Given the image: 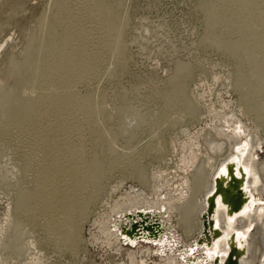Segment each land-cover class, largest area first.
<instances>
[{
    "label": "rangeland",
    "instance_id": "rangeland-1",
    "mask_svg": "<svg viewBox=\"0 0 264 264\" xmlns=\"http://www.w3.org/2000/svg\"><path fill=\"white\" fill-rule=\"evenodd\" d=\"M90 1L71 2L64 11L65 5L61 6L64 0H0V86L8 95L3 101L11 98L19 106H24L31 95L41 96L35 92L37 81H52L53 92L63 87L57 68L71 57L59 55L58 50L61 46H71L72 41L50 42L47 34L48 25L56 18L61 29L68 27L69 34L84 49L86 59L82 72L75 78L73 91L80 100H88L65 114L72 122L65 135L81 155L83 167L94 161L101 164V171L88 179L91 184L100 185L101 191L90 204L91 217L82 233L86 244L82 246L81 256L83 260L86 251L87 264H125L127 252L134 249L123 243L114 247L105 242L94 221L108 217L113 205L122 202L129 191L144 190L135 172L139 167H144L148 178L153 180L155 172L170 163L166 181L170 187L178 185L183 177L178 169L179 165L183 167L180 141L191 137L200 144L204 132L215 124L212 112L221 105L238 111L239 96L230 84L233 85L239 68L242 67L250 97L257 95L256 83L248 71L253 69L250 60L254 58L261 60L264 69V0H103L114 9L111 8V16L115 26L110 32L99 28L97 18L86 19ZM236 2L244 5L246 12L233 18L231 5ZM220 11L225 14L222 18ZM75 19L80 20L79 28L71 25ZM250 36L254 38L247 45L245 39ZM40 43L45 46L43 51L39 50L38 69L28 61V50ZM186 65L188 69L182 71ZM40 68L42 77L38 80L21 79ZM176 76L187 82L185 100L196 103L200 114L171 129V122L182 119L186 108V103L177 104L171 93L175 91ZM13 126L15 142L26 153L19 157L20 166L25 165L26 159L36 164L40 156L33 150L34 135L25 125ZM187 128L190 136L184 132L185 138H180ZM156 142L160 148H166L160 156L143 154ZM197 152L199 159L189 174L197 169L204 156L201 147ZM11 158L8 149L0 148V240L7 209L15 203L14 196L21 194V189H33L37 184L27 183L22 171L17 182L9 172L16 171ZM263 161L264 152L260 153V162ZM13 184H19L15 191ZM184 189L188 195L186 201L190 191ZM175 222L173 219L174 225ZM36 231L42 235L41 228ZM255 232L254 229L252 233ZM43 248L51 258L49 264H73V258L62 256L53 242H45ZM140 250L139 255L144 257L147 247ZM145 258L147 264L157 262L147 252Z\"/></svg>",
    "mask_w": 264,
    "mask_h": 264
},
{
    "label": "bare ground",
    "instance_id": "bare-ground-1",
    "mask_svg": "<svg viewBox=\"0 0 264 264\" xmlns=\"http://www.w3.org/2000/svg\"><path fill=\"white\" fill-rule=\"evenodd\" d=\"M64 2L61 4L65 5L64 11L71 2L83 4V0ZM87 5L86 19L90 21L97 18L99 28L110 32L115 26V19L111 16L112 6L103 0H91ZM243 6L240 2L231 5L233 18L246 12ZM219 16L224 17V12L220 11ZM71 25L79 28L80 20L75 19ZM59 26L60 21L56 18L54 23L48 25L47 36L50 42L67 39L72 41L71 46H61L58 50L59 55L71 57L68 63L57 68L63 87L53 92L52 81H37L35 92L41 96L31 95L24 106H19L11 98L8 102L3 101V97L8 95L0 86V148L10 151L13 166L16 168V171L9 172L16 177L17 182L20 180L19 172L22 171L21 175L27 183H37L33 189H21V194L13 198L14 206L7 209L5 226L1 228L0 264H49L51 258L43 248L45 242H53L62 256L70 255L73 264L88 262L86 251L83 260L81 256L82 246L86 244L82 233L90 222V204L101 191L100 185L91 184L88 179L92 174L101 171V164L94 161L83 167L81 155L65 135L72 125L65 114L75 106L82 107L88 100H80L73 91L75 78L82 72L86 59L84 49L69 34L68 27L61 29L62 25ZM252 38L254 36L247 37L245 44L248 45ZM44 46L40 43L36 48L28 50V61L37 68L40 66V51H43ZM250 64L253 69L248 74L256 83L257 95L251 94L250 97L242 67L239 68L233 85L230 84L239 96L238 111L226 104L221 105L219 110L212 112L215 124L204 132L200 144L191 137L180 141L183 149L181 164L184 168L180 165L178 167L183 172L178 185L170 187L169 181H166L170 163H165L163 170L155 172L153 180L148 178L144 167H139L135 172L144 184V190L129 191L122 202L118 201L113 205L108 217L94 221V226L98 228L99 235H103L105 242H110L114 247L123 243L134 249L127 252L125 264H147L145 252L157 259L156 264H215L218 257L221 262L226 260L230 250L225 248L224 240L218 241L212 247L207 244L208 239L212 240L207 231L212 223L204 215L208 209L207 195L214 190L215 176L227 161L233 167L237 166L234 172L237 177H243L246 189L237 192V200L228 220L224 210L220 208L217 217L220 228L230 236L237 231L239 236L242 234L244 237L247 247L240 253L242 256L239 264H264V161L260 162V153L264 152V69L260 59H251ZM186 69L188 65L182 71ZM42 70L40 68L29 77L23 76L21 79L36 81L42 77ZM187 85V82L178 79L174 84L175 91H171L177 104L186 103L183 118L173 120L171 129L181 125L186 119L199 117L198 105L185 100ZM14 124L25 125L34 135L36 145L33 150L40 156L36 164L26 159L25 165L20 166L19 157L26 153L22 145L15 142ZM189 130L184 129L180 138H185L184 132L186 136H190ZM151 146L143 154L160 156L166 149L160 148L157 142ZM199 146L203 149L204 156L197 169L189 174V170L194 168L199 159ZM239 158H243L241 164L237 163ZM102 176L105 177L106 172ZM240 183V179L235 180L233 186L237 187ZM18 186L19 184H13L14 191ZM184 188L190 191L186 201L184 199L188 195ZM241 205H244L243 212L237 211ZM173 219L176 225L173 224ZM37 228H41L42 235L37 234ZM254 229L257 231L255 234L252 233ZM128 230V234L133 235L130 238L132 240L123 237ZM206 235L209 236L208 239ZM143 247H147L143 251L144 257L139 255ZM115 250L120 251L117 248Z\"/></svg>",
    "mask_w": 264,
    "mask_h": 264
},
{
    "label": "water",
    "instance_id": "water-1",
    "mask_svg": "<svg viewBox=\"0 0 264 264\" xmlns=\"http://www.w3.org/2000/svg\"><path fill=\"white\" fill-rule=\"evenodd\" d=\"M242 160L243 158H239L237 163L241 164ZM236 168L237 166L233 167L230 161H227L222 167H220L218 173L215 176L214 190L207 195L208 209L204 216L206 217V220L212 223L210 230H207L209 231L208 235H210L212 240H209V236L206 235V238L208 239L207 244H209V247H212L218 241L224 240L226 243L225 248L230 250L224 262H221L219 260L220 258L218 257L215 260V264H239L240 258L242 256H240V253L244 252L247 247V243L243 241L244 237L242 234L239 236L238 232L235 231L232 236L228 235L227 231L220 228V222L217 219L218 212L220 208H222L225 213V218L228 220L229 213L234 209V204L237 200V192H242L244 189H246V184L245 181H243V177H237L236 172H234ZM238 179H240L242 183L237 184V187H234V181H237ZM218 202L220 203L218 204ZM243 207L244 205H241L237 211L243 212ZM129 232V230L124 232L123 237L128 239L133 238L131 233L128 234ZM237 235L241 241L237 239Z\"/></svg>",
    "mask_w": 264,
    "mask_h": 264
}]
</instances>
